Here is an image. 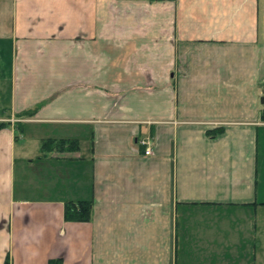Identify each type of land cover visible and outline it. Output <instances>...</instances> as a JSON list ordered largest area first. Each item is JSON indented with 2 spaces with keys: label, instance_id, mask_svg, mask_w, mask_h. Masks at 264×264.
<instances>
[{
  "label": "crops",
  "instance_id": "0c3cea01",
  "mask_svg": "<svg viewBox=\"0 0 264 264\" xmlns=\"http://www.w3.org/2000/svg\"><path fill=\"white\" fill-rule=\"evenodd\" d=\"M0 122V264H264V0H0Z\"/></svg>",
  "mask_w": 264,
  "mask_h": 264
},
{
  "label": "trees",
  "instance_id": "16d2710c",
  "mask_svg": "<svg viewBox=\"0 0 264 264\" xmlns=\"http://www.w3.org/2000/svg\"><path fill=\"white\" fill-rule=\"evenodd\" d=\"M157 1V0H150ZM5 125V122H0V128ZM59 146L63 145V142H58ZM72 142H70V145ZM43 147H47V144H43ZM91 205L89 201H67L64 203L63 217L68 221H87L90 217ZM4 264H7L5 260ZM48 264H60V259H54L48 261Z\"/></svg>",
  "mask_w": 264,
  "mask_h": 264
},
{
  "label": "built area",
  "instance_id": "2783aa9c",
  "mask_svg": "<svg viewBox=\"0 0 264 264\" xmlns=\"http://www.w3.org/2000/svg\"><path fill=\"white\" fill-rule=\"evenodd\" d=\"M149 153H150L149 148H146L145 151H144V154H145V155H148Z\"/></svg>",
  "mask_w": 264,
  "mask_h": 264
},
{
  "label": "water",
  "instance_id": "95a60500",
  "mask_svg": "<svg viewBox=\"0 0 264 264\" xmlns=\"http://www.w3.org/2000/svg\"><path fill=\"white\" fill-rule=\"evenodd\" d=\"M260 101L262 102V101H263V99L261 98V99H260Z\"/></svg>",
  "mask_w": 264,
  "mask_h": 264
}]
</instances>
